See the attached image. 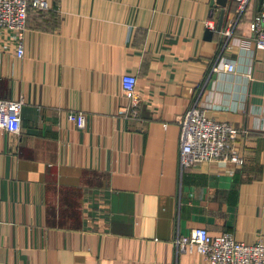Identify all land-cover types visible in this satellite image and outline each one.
<instances>
[{
	"label": "crops",
	"instance_id": "0c3cea01",
	"mask_svg": "<svg viewBox=\"0 0 264 264\" xmlns=\"http://www.w3.org/2000/svg\"><path fill=\"white\" fill-rule=\"evenodd\" d=\"M47 2L28 7L21 55L0 30V97L23 101L20 129L0 127V264H210L174 241L193 226L264 241V47L249 28L261 0L226 3L228 35L211 0ZM124 72L136 117L121 109ZM194 102L239 128L243 163L180 167Z\"/></svg>",
	"mask_w": 264,
	"mask_h": 264
},
{
	"label": "built area",
	"instance_id": "2783aa9c",
	"mask_svg": "<svg viewBox=\"0 0 264 264\" xmlns=\"http://www.w3.org/2000/svg\"><path fill=\"white\" fill-rule=\"evenodd\" d=\"M238 8H242L247 0H236ZM46 8L47 0H0V30L8 32L9 38L15 42L16 52H23L22 38L26 27L28 7ZM206 25L213 27L212 19ZM251 38L256 47H264V0L249 22ZM222 30V29H221ZM220 30V31H221ZM222 33L228 35L230 27ZM225 68L231 70L234 63L224 61ZM136 75L124 72L121 85L128 101L121 106L126 116L136 117L139 96L135 91ZM22 99L0 97V127L18 131L21 124ZM68 118L77 126L84 127L85 112L69 110ZM179 124V156L180 167L190 166L201 160H232L243 163L244 157L234 145L239 128L227 120L208 116L204 108L196 102L192 103L178 118ZM180 248H195L210 264H264V241L237 239L232 232L224 231L212 235L205 226H193L187 235L177 236L174 240Z\"/></svg>",
	"mask_w": 264,
	"mask_h": 264
},
{
	"label": "water",
	"instance_id": "95a60500",
	"mask_svg": "<svg viewBox=\"0 0 264 264\" xmlns=\"http://www.w3.org/2000/svg\"><path fill=\"white\" fill-rule=\"evenodd\" d=\"M227 2H231V0H211V5L212 7H214L216 4H220L222 8H220L219 11V18H218V22L216 25V29L219 31L221 29V22H222V13L224 11V6L226 5ZM207 32L210 33L212 32V30L210 28H207Z\"/></svg>",
	"mask_w": 264,
	"mask_h": 264
}]
</instances>
